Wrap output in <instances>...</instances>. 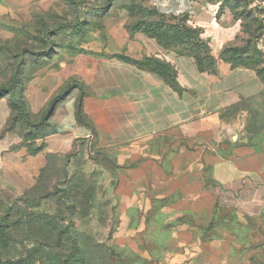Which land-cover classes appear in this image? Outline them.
<instances>
[{"label": "crops", "instance_id": "crops-1", "mask_svg": "<svg viewBox=\"0 0 264 264\" xmlns=\"http://www.w3.org/2000/svg\"><path fill=\"white\" fill-rule=\"evenodd\" d=\"M35 1L0 0V17L19 5L30 12ZM105 18L106 44L68 64L83 82L56 104L42 153L99 137L115 158L112 194L120 217L159 215V230L171 242L164 264H264V133L245 127L264 82L250 67L200 72L190 56L142 32L129 36L121 13ZM145 57L169 62L179 91L126 60ZM58 72L41 66L28 81L31 114L44 109ZM80 92L89 123L76 118Z\"/></svg>", "mask_w": 264, "mask_h": 264}, {"label": "rangeland", "instance_id": "rangeland-1", "mask_svg": "<svg viewBox=\"0 0 264 264\" xmlns=\"http://www.w3.org/2000/svg\"><path fill=\"white\" fill-rule=\"evenodd\" d=\"M37 1L30 12L19 5L0 17V264H164L171 242L159 215L120 217L115 158L99 137L42 153L48 119L31 114L28 81L41 66L57 68L61 77L48 101L81 87L83 78L68 64L106 44L108 13H121L129 36L142 32L190 56L200 72L250 66L264 76V0ZM174 82L178 91L176 72ZM12 90L26 109L19 101L13 108ZM248 111L245 127L262 135L264 94Z\"/></svg>", "mask_w": 264, "mask_h": 264}, {"label": "trees", "instance_id": "trees-1", "mask_svg": "<svg viewBox=\"0 0 264 264\" xmlns=\"http://www.w3.org/2000/svg\"><path fill=\"white\" fill-rule=\"evenodd\" d=\"M164 46V45H163ZM183 54V53H180ZM126 60H129L131 62L136 63L138 66L145 68V69H149L152 71H155L157 73H159L160 75H162L167 82L174 88L176 86L175 81V69L172 71L174 72L172 75H170L168 72L169 70V66L166 63H163L162 61H159L158 59H154L151 57H145L142 60H131L129 58H126ZM264 62V58L262 60ZM197 68L198 70H202L204 71L205 69L201 66V64L199 62H196ZM250 67V66H247ZM253 68L255 70V72L257 73V75L262 79V81L264 82V76L262 74V70H258L255 69L254 67H250ZM72 89H68L66 90L64 93L60 94V95H56L54 97H52L49 101H48V108L42 110V112L40 113L42 115V117L44 119H49L50 115L52 114L56 104L58 102H60L62 99H64V97L71 91ZM179 91V90H178ZM18 93L15 92L14 90H12L11 92V96H12V100H11V105L13 106V108L18 109L20 106H24V108L26 109V106L24 105V100H22V97H18L16 98V96ZM82 97H83V92H80L78 101H77V107H76V118L80 123H89L87 118L83 115L82 113V109H81V103H82ZM20 102V106L19 103ZM26 115V112H25ZM96 136V135H95ZM73 254H71L69 257H72ZM68 260H64L63 263H66Z\"/></svg>", "mask_w": 264, "mask_h": 264}]
</instances>
